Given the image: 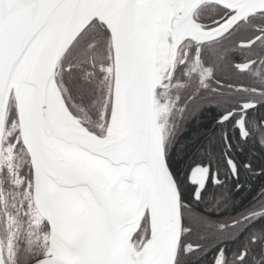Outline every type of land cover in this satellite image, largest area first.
<instances>
[{"label":"water","instance_id":"obj_1","mask_svg":"<svg viewBox=\"0 0 264 264\" xmlns=\"http://www.w3.org/2000/svg\"><path fill=\"white\" fill-rule=\"evenodd\" d=\"M263 1L171 0L169 32L174 59H177L179 49L186 40L205 43L224 36L249 14L257 11L260 7L262 8ZM208 2H217L228 8L233 12L232 16L214 28L204 29L196 22L194 16L198 9ZM136 3L137 0H121L118 16L112 28L102 18L94 16V0H0V161L6 117L11 99L12 79L22 58L30 51L25 72V79L31 86L27 111L20 113L16 96L14 102L16 103L21 140L29 157L33 202L46 222L49 232L48 250L26 264H112L109 240L96 247V244L93 243H82L77 237H72L73 235L70 237L61 236L58 231L56 206L48 194L46 180V175H48L55 185L76 186L85 183L95 202L107 211L104 196L96 178L87 171L81 167L70 166V169L73 170L68 176L58 175L56 169L52 173V168L55 166L52 162L54 158L49 153L43 138L44 134L56 132V121L50 106V88L53 83L58 87L57 73L60 63L71 45L92 21L104 22L111 33L114 56L112 95L114 98L115 79L118 71L123 77L124 103L138 152V161L149 164L154 172L160 169L163 174L165 173L164 165H166L171 173L163 145L162 152H160L155 142L153 93L146 76L144 58L135 47L132 37ZM64 103L66 104L65 101ZM72 116L76 119L73 114ZM230 116V114L226 115L223 120ZM25 131L28 132V143L23 137ZM79 146L93 156L101 155L97 148L85 147L82 144ZM230 163L232 166L233 163ZM208 174L209 168L203 166H196L191 171L189 181L192 185L197 186V198L206 185ZM175 184L177 196L167 197L171 217L174 219V234L165 258L158 264H176L182 240L184 230L182 200L176 181ZM145 216L136 232L139 231ZM56 235H60L69 248L67 253L56 252L52 249L51 240ZM152 235L153 228L150 224V238ZM187 248L188 246H186ZM0 264H5L1 237Z\"/></svg>","mask_w":264,"mask_h":264},{"label":"trees","instance_id":"obj_2","mask_svg":"<svg viewBox=\"0 0 264 264\" xmlns=\"http://www.w3.org/2000/svg\"><path fill=\"white\" fill-rule=\"evenodd\" d=\"M201 25L208 27L207 23ZM188 41L196 45L204 44ZM231 45L230 41H225L210 53L209 61L215 69L213 82L218 89L216 95L195 100L201 88L199 80L188 78L187 75L182 79L184 87L178 93V113L165 134L163 147L166 160L180 191L184 229H189L184 232L183 241H190L198 248L188 256L180 249L176 264H200L198 260L202 252L212 247L211 255L214 254L219 241L223 242L226 255L230 257L233 255L231 252H234L236 259L242 252L248 251L247 246L251 243L248 232L232 242L226 241L228 236L220 229L232 217L253 205L249 196L258 192L264 180V152L261 148L249 141L239 140L241 150L238 152L234 148L232 122H219L224 108L234 101L233 95L223 93L224 90H230L225 84L234 81ZM112 54V38L107 25L94 20L71 45L60 64L63 84L77 110L76 113L74 109V113L70 110L71 113L89 118L90 122H86L85 126L98 136L101 135L98 126L102 113L105 110L107 112L105 105L108 99L112 101L114 80L111 84L99 77L95 62ZM204 59L208 61L207 57ZM68 65H71L70 70H67ZM182 68L183 65L178 66L177 71ZM8 113L0 161V233L12 244L15 264H26L48 250L49 232L33 202L31 168L20 130L12 127V122L17 119L15 104H9ZM109 118L110 114L108 122ZM228 157H235L241 168L248 164L250 170L244 169L242 179L237 182L229 178L219 186L209 183L201 200L194 201V188L189 183L192 168L198 164L210 165L219 177H226ZM263 224L264 220L258 222L254 232L262 234ZM138 235H134V238ZM252 247L253 257L262 259L261 246ZM211 259L206 263L211 264ZM235 264H255V261H237Z\"/></svg>","mask_w":264,"mask_h":264},{"label":"bare ground","instance_id":"obj_3","mask_svg":"<svg viewBox=\"0 0 264 264\" xmlns=\"http://www.w3.org/2000/svg\"><path fill=\"white\" fill-rule=\"evenodd\" d=\"M94 1V16L102 18L113 28L121 0ZM171 10V0H137L136 3L132 37L135 47L144 58L152 93L158 81V59L162 60L163 67L168 65L170 47L166 36ZM29 57L30 51L19 63L11 84L20 113H25L30 103L31 86L25 79ZM116 77L107 137L98 138L80 125L64 103L55 83L50 88V106L56 121V132L43 135L46 147L54 158L52 173L56 169L58 175L68 176L73 170L70 166L87 171L96 178L107 211L95 202L85 183L76 186L55 185L46 175L48 194L56 206L61 236L73 235L82 243H93L96 247L109 240L112 264H158L165 258L173 238L174 219L167 197H176L177 188L166 165L163 174L160 169L154 172L149 164L138 161L124 103L123 77L118 71ZM23 137L28 143L27 131ZM154 138L158 150L162 152V139L156 124ZM80 144L99 149L101 155H91L80 148ZM66 197H78L83 205L67 206L63 202ZM88 203L91 212H88ZM67 207L79 210L70 214L74 215L73 226L70 225L69 214L65 212ZM144 215L150 220L153 235L143 250L136 253L137 260H133L131 252L135 250L132 238ZM51 246L56 252L69 251L60 235L52 237Z\"/></svg>","mask_w":264,"mask_h":264},{"label":"flooded vegetation","instance_id":"obj_4","mask_svg":"<svg viewBox=\"0 0 264 264\" xmlns=\"http://www.w3.org/2000/svg\"><path fill=\"white\" fill-rule=\"evenodd\" d=\"M261 5L262 8L260 7L257 11L249 14L224 36L214 41L205 42L203 45H196L190 41H185L178 53L179 55L183 52V60L178 59V66L187 65V62L192 58L193 49L197 52L196 56L203 60L207 56L208 49L213 50L219 45L224 44L225 41L231 42V53L234 54V62L232 64L234 81L225 84L230 90H224L223 93L228 92L233 95L234 101L230 102L227 108H224L225 110L222 112L219 122H232L234 127V148L238 152L241 150L239 140L257 144L264 152V4L261 3ZM232 14L233 12L217 2H208L198 9L194 19L200 25L207 23L208 27L201 25L204 29H211L232 16ZM213 70L206 80H199L198 83L201 88L198 93L199 96L195 97V100L198 98L202 99L206 95L209 97L216 95L218 89L215 82H213L215 69ZM187 76L192 79L199 78L196 72L190 73ZM228 114L231 116L223 120ZM230 162L233 163L232 166ZM226 165L228 168V176L226 177H219L217 171L212 170L210 165H196L208 167L209 174L206 185L198 198L196 197L197 186L192 185L189 181L190 185L194 188V192L192 193L194 201L199 202L201 200L209 183L219 186L224 184L229 178H234V181L237 182L242 179L241 174L244 173V169L250 170L248 164H245L241 168L239 161L235 157L234 159L228 157ZM250 174L254 173L251 172ZM258 174L259 172L256 175ZM249 197L254 202L253 205L248 210L232 217L227 224L220 227L221 230H224L225 235L228 236L226 241L230 240L234 242V240L240 238L244 233H250L251 243L247 246L248 251L242 252L236 259H234V252H231L233 255L228 257L224 251L223 242L219 241L216 244L218 246H216L217 250L214 254L211 255L214 249L212 247L210 249L206 248L202 252L198 260L200 264H207V260L211 258V264H235L237 261L246 260L253 262V259L255 264H264V256L262 259H257L251 254L253 251L252 246L260 245L262 255H264V224L261 225L263 228L262 234H259L258 231L254 232L256 224L264 220V180L258 192L251 194ZM188 231L189 229H184L183 235L184 232ZM183 235L179 250L182 249L185 255L188 256L197 251L198 248L190 241L184 242ZM186 246H188L187 249Z\"/></svg>","mask_w":264,"mask_h":264},{"label":"rangeland","instance_id":"obj_5","mask_svg":"<svg viewBox=\"0 0 264 264\" xmlns=\"http://www.w3.org/2000/svg\"><path fill=\"white\" fill-rule=\"evenodd\" d=\"M166 38H167V41L170 47L169 56H168V65L163 67L162 60H160V58L157 61L158 81H157V84L153 92V108H152L153 114H154V121H155L157 130L162 139V145L164 142L165 134L167 130L169 129V127H172L173 125L172 121L174 120V118L176 117L178 113V111H176L178 100H179L178 93L181 92V90L184 87V81L182 79L185 78L186 75L196 72L199 76V78L197 77V79L203 81V80H206L211 75V72L214 69V65L213 64L211 65V61H209L211 50L209 49L207 50L206 57L208 61H205V59L203 60L199 59L196 56L197 52L193 49L192 51L193 53L191 54L192 58L189 60V62H187V65L184 64L182 68L183 70L177 71V67L179 65L177 64V62L179 60H183V56H182L183 52L178 55V58L176 60L174 59L173 45H172V39H171L170 32H169V27H168ZM95 65H96V69H97L99 77H101L103 80H107L108 82L112 84L114 80V56L113 54L109 55L108 57H103L97 60V62H95ZM70 69H71V65H68L67 70H70ZM57 84L61 91L62 97L64 101L66 102V105L74 113L75 108L72 102L69 100L70 99L69 93L66 90L65 85L63 84L62 73L60 71V68L57 73ZM112 93H113V90H112ZM10 98H11L10 106L12 105V103L16 104L14 102L15 101L14 100L15 98L14 90H12ZM107 101L108 103H106L105 105V109L107 107V112L105 110L102 113L101 121L98 126L99 130L101 131L99 133L101 135L100 136L97 135L98 138L107 137V131H108L107 122H108V116L109 114L111 116V113L113 110V104H112L113 99L111 102H110V99H108ZM111 104H112V110H111ZM76 111L77 110H75V113ZM8 114L9 113H7V117H8ZM16 114H17V109H16ZM76 115L78 116H75V115L74 116L79 121V123L82 126H84L88 132H91L85 126L86 122H90L89 118H85L83 115L78 114V113ZM12 123H13L12 127H14L15 129L19 128L18 116H17V119L13 121ZM93 129H95L96 132L99 131L96 128H93ZM91 134L96 135L95 132L94 133L91 132ZM20 137H21V134H20ZM63 202L65 203V205L71 206V207L72 206L77 207V206L83 205V202L78 197H74V198L66 197V199H63ZM71 207H67L65 210V212H67L69 216L74 210H77L79 212L78 209H74ZM87 209H88V212L92 211L89 203L87 204ZM73 220H74V215H71L70 216L71 226H73L74 224ZM134 235H138V237L134 238L133 236L132 245L135 251L131 252V258L133 260H137L136 253L141 252L143 250V247L151 239L149 220H144L140 226L139 231L135 232ZM0 237H1L2 252H3L5 264H15L14 258H13L12 244L10 243V240L6 238L2 232L0 233Z\"/></svg>","mask_w":264,"mask_h":264}]
</instances>
